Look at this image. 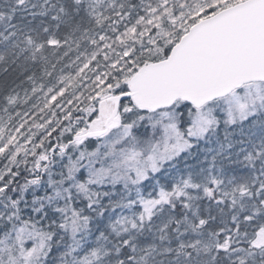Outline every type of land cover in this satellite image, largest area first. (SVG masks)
I'll return each instance as SVG.
<instances>
[{"label":"snow or ice","instance_id":"snow-or-ice-1","mask_svg":"<svg viewBox=\"0 0 264 264\" xmlns=\"http://www.w3.org/2000/svg\"><path fill=\"white\" fill-rule=\"evenodd\" d=\"M0 264H264V0H0Z\"/></svg>","mask_w":264,"mask_h":264}]
</instances>
